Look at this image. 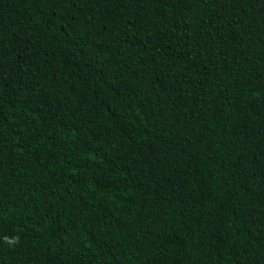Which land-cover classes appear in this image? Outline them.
<instances>
[{"label": "trees", "instance_id": "1", "mask_svg": "<svg viewBox=\"0 0 264 264\" xmlns=\"http://www.w3.org/2000/svg\"><path fill=\"white\" fill-rule=\"evenodd\" d=\"M0 264H264V0H0Z\"/></svg>", "mask_w": 264, "mask_h": 264}]
</instances>
